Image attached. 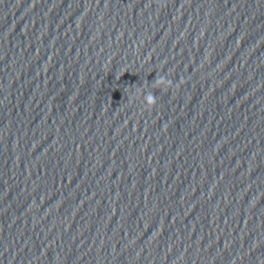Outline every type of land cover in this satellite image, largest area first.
I'll return each instance as SVG.
<instances>
[{
	"label": "water",
	"instance_id": "obj_1",
	"mask_svg": "<svg viewBox=\"0 0 264 264\" xmlns=\"http://www.w3.org/2000/svg\"><path fill=\"white\" fill-rule=\"evenodd\" d=\"M0 264H264V0H0Z\"/></svg>",
	"mask_w": 264,
	"mask_h": 264
},
{
	"label": "clouds",
	"instance_id": "obj_2",
	"mask_svg": "<svg viewBox=\"0 0 264 264\" xmlns=\"http://www.w3.org/2000/svg\"><path fill=\"white\" fill-rule=\"evenodd\" d=\"M154 86L158 89H163V90L167 91L168 89H170L172 87V84L170 81H168L164 77H157L155 80ZM145 102H146L147 108L150 110V109L155 107L157 100L153 94H147L145 96Z\"/></svg>",
	"mask_w": 264,
	"mask_h": 264
}]
</instances>
